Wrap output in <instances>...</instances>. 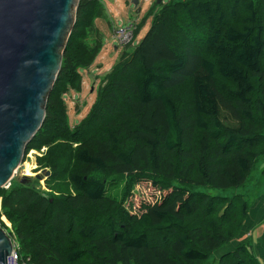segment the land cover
<instances>
[{"label":"trees","instance_id":"obj_1","mask_svg":"<svg viewBox=\"0 0 264 264\" xmlns=\"http://www.w3.org/2000/svg\"><path fill=\"white\" fill-rule=\"evenodd\" d=\"M105 16L101 0H79L45 121L24 152L45 148L47 182L67 179L72 192L1 189L12 242L31 264H261L250 237L224 249L242 232L241 189L264 158V0L156 4L146 37L126 46L73 127L65 98L103 46L95 21ZM185 86L181 104L172 93ZM120 181L127 194L146 184L159 196L128 210L108 194Z\"/></svg>","mask_w":264,"mask_h":264},{"label":"water","instance_id":"obj_2","mask_svg":"<svg viewBox=\"0 0 264 264\" xmlns=\"http://www.w3.org/2000/svg\"><path fill=\"white\" fill-rule=\"evenodd\" d=\"M78 2L0 0V190L12 180L27 144L43 126ZM42 173L50 177L49 171ZM12 250L11 238L0 227V264H8Z\"/></svg>","mask_w":264,"mask_h":264},{"label":"rangeland","instance_id":"obj_3","mask_svg":"<svg viewBox=\"0 0 264 264\" xmlns=\"http://www.w3.org/2000/svg\"><path fill=\"white\" fill-rule=\"evenodd\" d=\"M101 1L104 4L106 16L97 19L95 25L100 31L103 42V46L96 58L97 65L102 66V69H97V67L94 66V68L89 70H80L82 79L81 90L78 92L71 91V93L66 96L65 103L68 117L73 127L79 124V122L88 115L96 101L97 92L100 88V81L107 73V70L113 67L117 62L118 56L123 54L126 50V46L120 44L115 37V32L139 23V26H141L139 33H137L135 39L133 37L131 41L133 42V47L130 49H134V47L146 37L151 28L154 6L157 4L158 0H138L139 5L137 7L132 4L131 0ZM95 77H99L100 79L97 80ZM172 96L177 102L186 104L190 99L188 87L185 86L175 90ZM45 151V148L41 151L32 150L27 155H24L21 166L14 174L12 180L7 184L5 190H10L13 186L25 185L34 187L48 197L54 196L52 194L58 195V192L59 194L71 193L72 189L67 183V179L61 178L55 183L47 182L48 178H46L42 172L49 170L41 169L42 166H39L40 158L44 156ZM261 162H264V158ZM29 167L31 169L30 175L26 174V170ZM36 176H39L40 179H37ZM251 178H253L251 180L254 188H257L258 191H262L264 189V174L260 176L259 172H254ZM125 189V181L116 182L113 186H109L108 194L119 201L125 198L124 207L132 211L135 207H140L142 203H154V197L159 196V193H155L153 187L146 184L134 186L132 191L128 194L125 193ZM241 190L244 191V188ZM210 192L216 195L220 194V192ZM237 192L241 193L239 191ZM257 193L258 192L255 191L254 194L256 195ZM0 227L9 237L12 236L11 238L14 239L12 235V225L4 216L0 218Z\"/></svg>","mask_w":264,"mask_h":264},{"label":"crops","instance_id":"obj_4","mask_svg":"<svg viewBox=\"0 0 264 264\" xmlns=\"http://www.w3.org/2000/svg\"><path fill=\"white\" fill-rule=\"evenodd\" d=\"M132 44H133V42H132ZM132 47L133 46H131V48ZM132 50L133 49L129 48V51H132ZM121 55L122 54H120L118 57L120 58ZM119 58H118V60H119ZM94 66L97 67V69L98 68L102 69V66L97 65L96 60H95L94 64L89 69L94 68ZM111 69H112V67L107 70V73L104 75V77L111 71ZM95 79L99 80L100 78L95 77ZM100 83H101V81H100ZM263 163L260 161L256 170L254 171V172H259L260 176L264 174ZM251 179H253V178H250V182L246 185V187L244 188V191H243L247 195V198H248L247 200L250 204L248 217L244 223V226H243V229H242L240 236L237 238V240L235 242L229 244L224 249V252L229 251V250H233L242 238L250 237V240H251L252 245H253V251H254L256 257L258 258V260L260 261L261 264H264V189L262 191H258L257 188H254V186L252 185ZM255 191L258 192L256 195L254 194ZM253 194L255 197L253 196Z\"/></svg>","mask_w":264,"mask_h":264},{"label":"built area","instance_id":"obj_5","mask_svg":"<svg viewBox=\"0 0 264 264\" xmlns=\"http://www.w3.org/2000/svg\"><path fill=\"white\" fill-rule=\"evenodd\" d=\"M136 24L130 26L126 29H121L115 32V37L119 41L120 44L127 46L131 43L134 37V30L136 29ZM8 264H31L29 260H24L20 253V249L17 244L13 242V250L8 258Z\"/></svg>","mask_w":264,"mask_h":264},{"label":"bare ground","instance_id":"obj_6","mask_svg":"<svg viewBox=\"0 0 264 264\" xmlns=\"http://www.w3.org/2000/svg\"><path fill=\"white\" fill-rule=\"evenodd\" d=\"M27 169V168H26ZM26 174L30 175L31 174V169L30 167L26 170Z\"/></svg>","mask_w":264,"mask_h":264}]
</instances>
